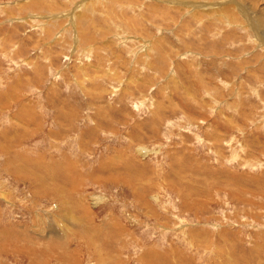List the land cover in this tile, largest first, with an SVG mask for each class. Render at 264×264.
<instances>
[{
  "label": "rangeland",
  "instance_id": "1",
  "mask_svg": "<svg viewBox=\"0 0 264 264\" xmlns=\"http://www.w3.org/2000/svg\"><path fill=\"white\" fill-rule=\"evenodd\" d=\"M0 264H264V0H0Z\"/></svg>",
  "mask_w": 264,
  "mask_h": 264
}]
</instances>
